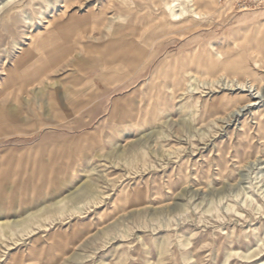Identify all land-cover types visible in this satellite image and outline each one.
Listing matches in <instances>:
<instances>
[{"label":"rangeland","instance_id":"rangeland-1","mask_svg":"<svg viewBox=\"0 0 264 264\" xmlns=\"http://www.w3.org/2000/svg\"><path fill=\"white\" fill-rule=\"evenodd\" d=\"M59 2L0 0V111L20 119L0 123V205L47 149L68 182L3 214L0 264H264V89H211L264 78V0H194L185 22L172 0ZM100 83L46 125V89L64 108Z\"/></svg>","mask_w":264,"mask_h":264},{"label":"crops","instance_id":"crops-1","mask_svg":"<svg viewBox=\"0 0 264 264\" xmlns=\"http://www.w3.org/2000/svg\"><path fill=\"white\" fill-rule=\"evenodd\" d=\"M48 88V87H46ZM64 94L67 95L68 99L65 104V107L62 108L58 104V99L55 97V94L48 91L46 89L44 91L45 96L48 97L47 104L48 110L46 115L50 116L52 119V123L46 124L48 126H56V124L64 122L69 114L71 113L72 116L77 115L83 109L90 107L94 101L102 94H104L107 90L105 89V85L99 84L98 89H62ZM18 111L10 113L7 110L0 111V123H9L14 127H18L20 123V119L18 116ZM54 122V123H53ZM51 150L47 149L44 153L45 156H51ZM62 157L66 155V151L61 153ZM45 156H34V157H27L24 159L26 164H33L37 165L39 168L38 170H34L32 172V177L25 182V188L22 191H19L17 194H14L12 197V208L7 207L5 204L0 205V219H4V215L11 209L17 208H31L36 206L37 204L41 203L43 200L46 199L51 193H56L61 189L65 188L68 184L67 181L61 180L58 175L59 171L55 169L57 166V158L52 159V165L45 166ZM7 184V181L4 182V185ZM7 188V187H6ZM7 193H3V199L6 200ZM29 197L33 199H28Z\"/></svg>","mask_w":264,"mask_h":264},{"label":"bare ground","instance_id":"bare-ground-1","mask_svg":"<svg viewBox=\"0 0 264 264\" xmlns=\"http://www.w3.org/2000/svg\"><path fill=\"white\" fill-rule=\"evenodd\" d=\"M113 1L122 2L123 0H113ZM59 3L62 4L63 0H60ZM166 8H167L169 15L174 20H178V21L180 20L182 22H185L186 19L189 17H194L195 19L204 18V15H199L196 12V9L194 7V0H172V4L167 5ZM0 11H1V9H0ZM99 22H100V20H98V19L95 20V23L99 24ZM257 65H259V64L256 63V66ZM259 67H260V65H259ZM260 73H264V69L263 70L261 69ZM257 77L260 81V84H255V83L249 82V81L248 82H246V81L241 82V81L235 80V79L230 80L227 78H220V80L218 81V84L222 83L221 87H217L214 83L212 85L211 89H222L223 91L239 92V93H243V94L249 93L251 89H256L254 91L257 92V94H259L261 89H264V78L263 77L259 78V76H257ZM191 87H193V85H191L190 88ZM250 97H252V96L250 95ZM250 97L248 95L242 96L240 99L244 102V106L241 108L239 106V107L233 109L229 114L232 115V114L237 113L238 110H243L245 108H250V107L254 106L256 103H254ZM60 203L61 202H59L58 204H60ZM7 225H8V222L3 221V220L0 221V227L7 226ZM17 225H18V223H17ZM14 226H15V224H14ZM258 255H259L258 253H255L252 257H249V259H252Z\"/></svg>","mask_w":264,"mask_h":264}]
</instances>
